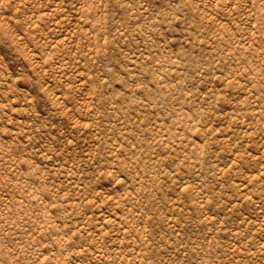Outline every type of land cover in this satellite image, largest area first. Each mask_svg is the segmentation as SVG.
<instances>
[{
  "label": "rangeland",
  "instance_id": "374dc122",
  "mask_svg": "<svg viewBox=\"0 0 264 264\" xmlns=\"http://www.w3.org/2000/svg\"><path fill=\"white\" fill-rule=\"evenodd\" d=\"M0 264H264V0H0Z\"/></svg>",
  "mask_w": 264,
  "mask_h": 264
}]
</instances>
